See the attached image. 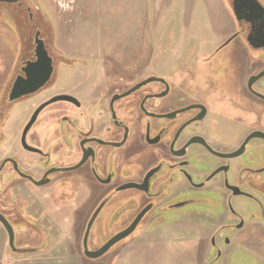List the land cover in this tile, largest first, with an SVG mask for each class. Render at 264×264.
Masks as SVG:
<instances>
[{
	"label": "flooded vegetation",
	"instance_id": "obj_1",
	"mask_svg": "<svg viewBox=\"0 0 264 264\" xmlns=\"http://www.w3.org/2000/svg\"><path fill=\"white\" fill-rule=\"evenodd\" d=\"M235 1L234 33L215 50L153 45L143 64L111 54L87 69L52 50L40 14L19 0L16 10L34 36L40 31L55 65L38 93L11 102L14 81L34 59L33 45H19L14 76L0 86V216L15 234L13 251L0 220L6 254L41 252L52 240L51 220L79 229L70 241L82 251L91 221L92 230L102 222L120 229L98 247L91 230L92 251L136 224L106 255L135 238L152 246L154 238L196 226L210 236L207 264H218L222 243L231 246L241 232L264 233V77L249 85L264 71V47L248 41L264 32V15L243 13L238 21ZM240 36L245 44L230 46ZM56 97L67 99L43 108L25 134L35 112ZM26 233L41 238L39 246L24 245Z\"/></svg>",
	"mask_w": 264,
	"mask_h": 264
},
{
	"label": "rangeland",
	"instance_id": "obj_2",
	"mask_svg": "<svg viewBox=\"0 0 264 264\" xmlns=\"http://www.w3.org/2000/svg\"><path fill=\"white\" fill-rule=\"evenodd\" d=\"M23 1L33 14L38 13L34 6L37 9L41 7L47 20L52 23L53 28L44 20L48 27L43 38L54 45L60 54L85 63L87 69H91V65L99 66L111 54L124 57L131 64H143L153 45L205 46L215 50L236 28L230 10L231 0ZM3 11L5 18L3 25H0V86L14 76L13 67L21 45L13 33L16 30L11 16L5 9ZM23 19L29 45L35 31L31 24L26 23L28 17ZM245 40L240 36L230 46L245 44ZM261 51L259 57L264 53ZM238 60L236 75L242 76L243 64L240 62L245 61L241 56H238ZM62 76L71 75L64 73ZM34 206L37 208V205ZM40 207L43 209V203H40ZM100 224L92 230V247L105 243L120 230L115 225ZM50 225L54 227L52 240L42 245V251L32 257L6 254L8 241L1 239L0 264H122L126 260V264H207L210 236L200 232L196 226L195 229L178 228L165 240L154 238L150 242L152 246L146 243V239L135 238L118 245L102 259L90 261L84 257L78 240L76 243L70 241L75 232L76 236L79 235V229H73L68 224L70 228L63 230L52 220ZM32 235L31 239H27V233L19 237L24 239V245L39 246L41 238ZM221 248L224 257L218 264H264V233L261 231L241 232L238 241H233L231 246L222 243Z\"/></svg>",
	"mask_w": 264,
	"mask_h": 264
},
{
	"label": "water",
	"instance_id": "obj_3",
	"mask_svg": "<svg viewBox=\"0 0 264 264\" xmlns=\"http://www.w3.org/2000/svg\"><path fill=\"white\" fill-rule=\"evenodd\" d=\"M18 2L19 0H0V25H3L2 22H3V17H4V11L2 12V9H5V11H7V13L11 16L14 22L16 32H13V33L16 35L17 39L20 41V44L22 46V45H28L27 40H29L28 39L29 35L25 28V19H23L24 17L20 15L19 11H17L16 9L15 10L10 9L12 6L15 7ZM27 2L29 3L28 0ZM33 8L34 10L36 9L38 11L43 21L46 20L49 27L53 28L52 23L50 24V22L45 17L43 9L41 7L37 9L36 6H34ZM233 11L238 21L241 20L240 17H241V14L243 13L252 14V13L258 12L259 14L264 15V7L257 0H236L234 2ZM11 13L13 14L17 13L18 17L14 20ZM19 21L20 23H18ZM46 22H45V25H46ZM26 23L29 25V22L27 20H26ZM19 24L21 25V27ZM47 27H46V30H47ZM39 32L36 33L35 36H33L32 44L28 45V46L33 45L35 47L34 48V59L32 61L29 60L25 63V66L22 69V72L24 73V75L17 77V79L14 81L13 86L10 91V95H9V100L11 102H15V101L20 100L23 97L38 93L43 87H45V85H47V83L50 81V79L52 78L54 74V65H55L54 60H53V57L51 56V52L48 50L47 45H46V43L47 44L49 43L48 41H46L45 43V41L41 38V34ZM248 41L250 44H252L253 42L255 43L258 42V45L262 44L259 47H264V32H257V33L252 32V34L248 37ZM49 45L53 47L52 49L53 51L57 50L55 49L54 45L52 44H49ZM263 77H264V71L258 74L257 76L252 77L249 85L252 86L255 82H257L259 79ZM66 99H67L66 97H56L50 100L45 105L41 106L33 115L29 125L27 126L25 130V134L30 129L31 125L35 122L37 116L39 115V113L41 112L43 108H45L46 106L50 104L63 101ZM24 137H23V140H24ZM255 137H257V133L253 134L249 139H252ZM0 220L8 232L9 244H10L11 249H13L14 251L15 250V234H14L13 228L7 223V221L3 217L0 216ZM92 225H93V221L90 222L87 228V231L85 233L84 241H83L84 255L87 259H90V260H97L105 256L115 245H117L118 243H120L121 241L129 237L133 233L136 227V224L131 226L130 228L116 235L114 238H112L109 242H107L99 250L92 251L89 249V246H88L89 235L92 230ZM38 251H39L38 249H32V250L29 249L28 251H22V253L24 252V253H31V254L36 255ZM126 261H124L122 264H126Z\"/></svg>",
	"mask_w": 264,
	"mask_h": 264
},
{
	"label": "trees",
	"instance_id": "obj_4",
	"mask_svg": "<svg viewBox=\"0 0 264 264\" xmlns=\"http://www.w3.org/2000/svg\"><path fill=\"white\" fill-rule=\"evenodd\" d=\"M180 250H182V249L180 248Z\"/></svg>",
	"mask_w": 264,
	"mask_h": 264
},
{
	"label": "crops",
	"instance_id": "obj_5",
	"mask_svg": "<svg viewBox=\"0 0 264 264\" xmlns=\"http://www.w3.org/2000/svg\"><path fill=\"white\" fill-rule=\"evenodd\" d=\"M235 26H236V24H235Z\"/></svg>",
	"mask_w": 264,
	"mask_h": 264
}]
</instances>
